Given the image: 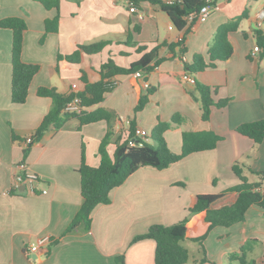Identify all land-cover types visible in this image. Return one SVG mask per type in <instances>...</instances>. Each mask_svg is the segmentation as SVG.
<instances>
[{"label":"crops","instance_id":"1","mask_svg":"<svg viewBox=\"0 0 264 264\" xmlns=\"http://www.w3.org/2000/svg\"><path fill=\"white\" fill-rule=\"evenodd\" d=\"M168 2L170 0H163ZM215 9L203 19H187L178 29L158 4L143 1L131 11L124 0H60V18L56 32L44 31V21L55 16V9H45L35 0H0V18L18 16L25 20L21 58L38 64L25 102L10 99L11 30L0 28V264H153L155 242L151 238L134 240L152 224L172 225L189 217L187 238L182 244L189 251L184 264H237L229 261L247 239H256L251 257L264 264V208L251 205L243 221L230 226L208 229L201 214H189L187 208L194 194H216L239 183L232 171L238 162L249 182L258 176L249 171H264V138L260 143L241 135L236 128L246 122L264 119V54L251 57L256 44L255 30L264 36V0H213ZM247 15L238 28L228 33L233 52L214 67L193 75L185 65L195 53L208 60L207 50L217 27L243 13ZM171 26V28H170ZM130 36L134 44L126 43ZM183 40L186 51L180 54L161 50L164 59L141 78L117 75L108 81L111 90L97 106L114 112L110 126L112 140L106 145L111 156L117 136L126 137L130 121L149 135L158 121H169L178 114L181 123L172 124L162 133L168 148L180 153L182 131L212 130L221 139L214 149L190 153L163 169L140 166L123 183L109 192V202L91 212L87 229H65L82 203L78 167L83 157L90 166L100 161L99 145L109 124L105 120L80 124L72 118L59 128H49L38 142L25 148L24 138L31 135L52 106V99L36 94L38 86L56 88L61 93L73 91L72 84L83 87L81 71L89 82L99 79L100 64L112 58L128 66L140 58L137 45ZM108 40L96 54H81L73 63L58 55L72 53L79 44ZM194 79L189 82L184 75ZM155 91L141 110L135 111L143 86ZM195 81L214 87V101L228 99L223 107L211 106L208 120L201 118V105ZM13 135L15 138H13ZM150 136L147 142H150ZM34 172L38 180L34 192L16 185L19 163ZM43 190L46 192L43 193ZM237 198L229 192L219 198L214 208L232 204ZM205 234L200 244L193 238ZM49 235L51 243L26 253L25 247L38 236ZM202 245V246H201Z\"/></svg>","mask_w":264,"mask_h":264},{"label":"trees","instance_id":"2","mask_svg":"<svg viewBox=\"0 0 264 264\" xmlns=\"http://www.w3.org/2000/svg\"><path fill=\"white\" fill-rule=\"evenodd\" d=\"M45 9H55L56 14L52 18L44 21V31L56 32L60 18V0H35ZM149 1L158 4L170 18L172 23L182 29L187 25L189 16H194L195 20L199 9L204 5V0H128L129 5L140 8V3ZM247 15L246 10L243 13L227 22L220 24L213 36L212 42L208 47V60L206 61L201 53H195L192 62L185 65L190 74H197L208 67H214L217 60H226L233 52V46L228 39V33L238 28L239 22ZM0 28L11 30V81H10V99L13 103H23L28 94V88L32 78L39 70V65L24 62L21 58L23 46V33L26 29L25 20L18 16H8L0 18ZM256 43L262 49L264 54V36L262 32L255 30ZM128 44H134L130 36L125 41ZM110 44L108 40H97L86 44H79L77 48L64 56L58 55V59L73 63L80 61L81 54H96L106 45ZM178 47L180 54L185 53L186 48L183 40L167 43L162 41L154 44L147 50L148 45H137L136 52L141 53L140 58L131 62L128 66L117 64L112 58H108L100 64L99 79L93 82L87 80L84 71H81L80 80L83 87L70 93H61L54 87L38 86L36 94L47 96L52 99V106L44 115L40 124L32 132V142L28 143L25 152L28 151L30 144L38 142L44 132L49 128H59L72 118H77L80 124H87L98 120H105L109 127L99 145L100 161L97 166H90L84 162L82 157L78 172L80 175V193L82 203L67 225L66 232L76 231L79 225L89 228L91 224V212L99 204L109 202V192L116 186H119L125 179L140 166H152L157 169H163L170 164L177 162L184 156L203 150L214 149L217 142L221 139L212 130L202 131H182V147L180 153L172 152L162 137V133L171 127L172 124L181 123V117L175 114L169 121H158L150 133V142H143L140 137L135 135L133 121H130L126 137L117 136L115 139V149L110 156L106 151V145L112 140L113 131L110 126L115 114L113 111L97 106L94 109H88L91 106L100 104L106 93L111 90L108 81L117 75L132 74L140 70L144 75H148L164 59L161 50L167 48L174 51ZM155 91V87L148 86L146 92L139 95L135 111L141 110L148 101V96ZM195 91L198 93V99L201 105V118L208 120L211 106L223 107L228 99L214 101L213 94L216 93L214 87L195 81ZM78 97L80 99L81 109L79 112L64 111L65 104ZM241 135L247 136L255 143H260L264 138V119L246 122L236 128ZM13 138L15 136L13 135ZM25 140V138H24ZM136 142L130 145L129 142ZM243 167L235 162L232 165V171L239 178V183L231 186L216 194H194L191 196L188 212L189 214H201L202 220L208 225V229L215 226H230L245 219V213L251 205L264 208V171H249L258 176V180L249 182L243 175ZM23 175V172L19 173ZM235 192L236 200L226 206L214 208L213 204L223 195ZM189 217L185 216L181 221L172 225L152 224L148 230L137 235L134 240L151 238L155 242L154 263L153 264H184L189 259V251L182 244L187 238L189 229ZM205 234L193 238L202 244ZM256 243V239H247L237 251L228 254L229 261H236L237 264H258L251 257V251ZM202 246V245H201ZM201 259L198 264L207 260L205 249L202 246ZM118 264H123L122 256H117Z\"/></svg>","mask_w":264,"mask_h":264},{"label":"built area","instance_id":"3","mask_svg":"<svg viewBox=\"0 0 264 264\" xmlns=\"http://www.w3.org/2000/svg\"><path fill=\"white\" fill-rule=\"evenodd\" d=\"M204 1L205 3L199 9L197 15L195 16V19H203L206 16H208L211 10L215 9L216 6L213 0H204ZM124 2L131 11L137 10L135 7L129 5L128 0H124ZM193 17L194 16H189L188 19L192 20ZM260 50H261L260 47L256 43L253 46V49L251 51V54H250L251 57H257ZM133 75L137 78H141L142 72L140 70H137L133 73ZM184 78H186L189 82L194 83V79L191 78L188 74H185ZM142 83L145 88L148 87L147 81H143ZM72 89L74 91H77L78 90L77 85L72 84ZM80 109H81V105H80V99L78 97H74L73 99L68 101L63 108L64 111H68V112H79ZM135 135L137 137H140L143 142H147L150 136L149 133L145 129H142V128H135ZM31 142H32V135L26 136L25 143H31ZM129 144L135 145L136 142L130 141ZM17 168L19 169V172L15 177L16 185H24V187H27L30 192H34L35 184L38 180L37 175L34 172L27 170L26 165L23 162L19 163ZM20 172H23V175H20L19 174ZM45 192L46 191L43 190V193ZM50 243H51V237L49 235H41V236H38L33 242H29L25 247V251L27 254L35 253L41 248L48 246Z\"/></svg>","mask_w":264,"mask_h":264},{"label":"water","instance_id":"4","mask_svg":"<svg viewBox=\"0 0 264 264\" xmlns=\"http://www.w3.org/2000/svg\"><path fill=\"white\" fill-rule=\"evenodd\" d=\"M144 80L146 81L147 80V76L144 77ZM22 188H24V185H21Z\"/></svg>","mask_w":264,"mask_h":264}]
</instances>
